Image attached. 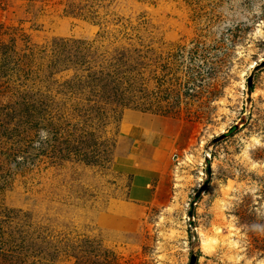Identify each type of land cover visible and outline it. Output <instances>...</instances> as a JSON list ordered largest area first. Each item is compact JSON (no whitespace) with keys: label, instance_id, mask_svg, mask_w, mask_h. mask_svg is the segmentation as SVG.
Listing matches in <instances>:
<instances>
[{"label":"rangeland","instance_id":"1","mask_svg":"<svg viewBox=\"0 0 264 264\" xmlns=\"http://www.w3.org/2000/svg\"><path fill=\"white\" fill-rule=\"evenodd\" d=\"M192 255L264 264V0H0V264Z\"/></svg>","mask_w":264,"mask_h":264},{"label":"trees","instance_id":"2","mask_svg":"<svg viewBox=\"0 0 264 264\" xmlns=\"http://www.w3.org/2000/svg\"><path fill=\"white\" fill-rule=\"evenodd\" d=\"M249 91L250 92H252L253 91V86H249ZM191 229H189V232H190V234H191V239H193V242H195V239H196V233H195V229H194V227H195V224H194V222L193 221H191Z\"/></svg>","mask_w":264,"mask_h":264},{"label":"water","instance_id":"3","mask_svg":"<svg viewBox=\"0 0 264 264\" xmlns=\"http://www.w3.org/2000/svg\"><path fill=\"white\" fill-rule=\"evenodd\" d=\"M250 84H251V77H249V85H250ZM190 213H191V211H190ZM190 213H189V214H190ZM196 260H197V256H196V255H192V256H191L190 264H195Z\"/></svg>","mask_w":264,"mask_h":264},{"label":"bare ground","instance_id":"4","mask_svg":"<svg viewBox=\"0 0 264 264\" xmlns=\"http://www.w3.org/2000/svg\"><path fill=\"white\" fill-rule=\"evenodd\" d=\"M201 237H203V234L200 233ZM202 245L206 246V243H204V239L202 238ZM205 248V247H204ZM207 250V249H206Z\"/></svg>","mask_w":264,"mask_h":264}]
</instances>
